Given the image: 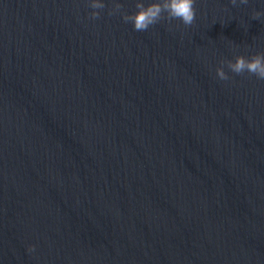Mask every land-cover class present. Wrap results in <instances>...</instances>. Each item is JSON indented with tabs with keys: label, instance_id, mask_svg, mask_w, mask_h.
<instances>
[{
	"label": "water",
	"instance_id": "95a60500",
	"mask_svg": "<svg viewBox=\"0 0 264 264\" xmlns=\"http://www.w3.org/2000/svg\"><path fill=\"white\" fill-rule=\"evenodd\" d=\"M135 2L0 0V264H264V3Z\"/></svg>",
	"mask_w": 264,
	"mask_h": 264
},
{
	"label": "clouds",
	"instance_id": "9594fccd",
	"mask_svg": "<svg viewBox=\"0 0 264 264\" xmlns=\"http://www.w3.org/2000/svg\"><path fill=\"white\" fill-rule=\"evenodd\" d=\"M232 4L247 3V0H230ZM264 3V0H261ZM195 0H136V11L130 14H121V18L125 23H131L133 30L143 32L151 26L156 25L162 19L179 20L185 26L193 24L195 19ZM88 7L93 11L90 17L95 19L99 16L96 10L105 7L104 0H87ZM121 5L115 3L114 10H119ZM264 13L253 11V19L259 18ZM221 64H226L227 68L234 74L244 72L253 74L257 79L264 80V54L256 53L245 57L243 55H235L232 60L221 61ZM215 75L219 80H227L229 77L222 67L215 69ZM29 253L34 251L33 245H28Z\"/></svg>",
	"mask_w": 264,
	"mask_h": 264
}]
</instances>
